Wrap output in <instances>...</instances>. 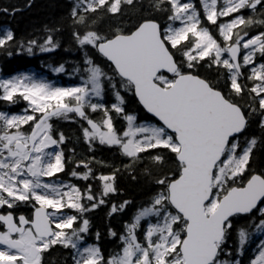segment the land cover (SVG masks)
<instances>
[{"label":"snow or ice","instance_id":"6c2138e0","mask_svg":"<svg viewBox=\"0 0 264 264\" xmlns=\"http://www.w3.org/2000/svg\"><path fill=\"white\" fill-rule=\"evenodd\" d=\"M68 17L67 47L60 24L0 29L5 57L77 56L48 64L60 79L0 74V264H264V0H73Z\"/></svg>","mask_w":264,"mask_h":264},{"label":"trees","instance_id":"16d2710c","mask_svg":"<svg viewBox=\"0 0 264 264\" xmlns=\"http://www.w3.org/2000/svg\"><path fill=\"white\" fill-rule=\"evenodd\" d=\"M29 2H31V7H26ZM72 2L73 0H0V8L7 7L10 10L13 8L21 9L14 16L0 12V29L10 27L15 31L18 38H25L30 34H42V29L45 25L53 26L60 24L63 27L61 37L64 41V46L67 47L71 32V20L68 17V13ZM62 58L63 60H74L77 56L71 53H65L62 50H58V54L53 56L37 54L32 57L13 56L8 58L0 53V74H15V72L23 71V69L31 65H37L39 67L41 65L48 66V64H52L56 66L62 61ZM50 74V79H59L52 72ZM66 80V77L63 78V82ZM63 130L71 135L79 134L74 125L67 123H63ZM77 150L83 151L84 146L82 144L77 145ZM96 156L109 161L116 159L107 149H101L96 153ZM101 171L107 170L101 169ZM121 187H124L126 189L125 194L135 201L140 202L145 199V193L141 188L127 185L126 182H122ZM91 219L94 228L100 229L102 233L106 230V225L109 221L105 217L104 209L97 210L96 213L91 215ZM123 219H127V217L125 216ZM111 224L117 230L121 228L120 219H114L111 221ZM101 243L105 250H110L114 247V243L108 239L102 240Z\"/></svg>","mask_w":264,"mask_h":264},{"label":"flooded vegetation","instance_id":"af4514ba","mask_svg":"<svg viewBox=\"0 0 264 264\" xmlns=\"http://www.w3.org/2000/svg\"><path fill=\"white\" fill-rule=\"evenodd\" d=\"M62 61H63V58H62ZM23 71L35 72V73H38V74H42L44 76H47L49 78L51 77V74H50L51 71L48 68V66H42L41 65V66L38 67L37 65H31L28 68L23 69ZM62 82H63V79H62ZM58 126L63 130V123H60Z\"/></svg>","mask_w":264,"mask_h":264},{"label":"rangeland","instance_id":"374dc122","mask_svg":"<svg viewBox=\"0 0 264 264\" xmlns=\"http://www.w3.org/2000/svg\"><path fill=\"white\" fill-rule=\"evenodd\" d=\"M25 72H29V71H25ZM49 78V77H48ZM50 79V78H49Z\"/></svg>","mask_w":264,"mask_h":264}]
</instances>
